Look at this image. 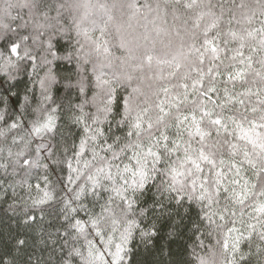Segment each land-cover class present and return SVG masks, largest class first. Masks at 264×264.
I'll return each mask as SVG.
<instances>
[{
  "label": "snow or ice",
  "instance_id": "6c2138e0",
  "mask_svg": "<svg viewBox=\"0 0 264 264\" xmlns=\"http://www.w3.org/2000/svg\"><path fill=\"white\" fill-rule=\"evenodd\" d=\"M141 12L161 25L137 33L130 21ZM173 29L182 47L191 41L184 72L182 54L157 50ZM153 64L172 70L149 76ZM9 136L23 145L15 163L26 174L45 171L33 207L60 205L58 264H130L137 235L147 247L160 219L194 209L186 264H264V0H0V137ZM61 166L66 182H53Z\"/></svg>",
  "mask_w": 264,
  "mask_h": 264
},
{
  "label": "trees",
  "instance_id": "16d2710c",
  "mask_svg": "<svg viewBox=\"0 0 264 264\" xmlns=\"http://www.w3.org/2000/svg\"><path fill=\"white\" fill-rule=\"evenodd\" d=\"M79 2H90L92 4L106 3L112 4L113 2H123V0H79ZM149 3L153 7L158 0H138V3ZM253 2V0H249ZM54 15V13H53ZM114 15L119 17L118 12ZM124 20L128 19L127 14L123 17ZM155 20L157 26L161 25V21L157 20L154 13L141 12L137 17L133 18L130 22L137 33L144 32V26L147 25L149 29L153 27L150 21ZM167 24L172 25L173 21L171 16L166 17ZM258 26V25H256ZM162 43H157V50L161 56L171 60L173 56L178 58L183 55V67L181 72L188 70V65L195 59L194 55L189 54L188 45L190 40L185 37L182 42L176 38L175 30L171 31V35H161L159 38ZM225 64L229 61L225 59ZM207 67V62H205ZM259 68V65H255ZM172 69L167 64L156 65L153 64L151 70H146L147 75H163L167 76L168 72ZM195 76V73H192ZM26 81V77H22ZM226 77H219L218 80H224ZM176 83V80L172 81ZM155 83H162V81H155ZM218 86H222L219 85ZM21 88L24 84L21 83ZM238 90H239V86ZM229 88L231 86L229 85ZM255 90V89H253ZM211 95V94H210ZM215 98V96H213ZM66 119V117H65ZM81 131L77 127L72 128L71 139L76 140L78 143ZM71 142V141H70ZM23 148L22 144H12L11 137L7 139L0 137V165H7L6 168L0 167V256L4 257L6 264H58L61 255L60 245L63 243L62 235L64 232L65 221L63 215L60 213L59 204H47L42 206L32 205V200L36 198L37 191L35 185L40 183L43 186L42 177L45 174L44 169L36 168L25 173V171L15 163L17 157L16 153ZM11 150L12 155L9 156L8 152ZM227 165V159H226ZM61 171L60 167L51 169L48 172L50 180L55 182L57 178L65 180L67 177L66 166ZM250 176L251 174L248 173ZM247 178V176L245 177ZM28 184L33 185L32 190L28 188ZM152 193L148 194V201L151 203ZM99 211V208L95 209ZM197 209L185 214L181 210V216L177 217L175 214L171 219L164 217L158 221L159 236L153 244L147 247L141 243L139 236L133 241L131 261L130 264H186L188 261H194L192 256L193 248L197 244V236L199 233L194 234L192 224L197 221ZM29 215H34L35 220H28ZM84 216L83 213L80 214ZM182 218V219H181ZM27 221V222H26ZM173 221H179L177 228L178 235L173 239L168 238ZM107 227V226H106ZM216 235L212 237H203L206 248H196V252L205 254L207 248L215 245ZM98 248H102L99 237L94 235L89 236ZM18 240H24L23 245H18ZM77 247L87 248L86 241L81 238ZM244 250L247 251V244L243 245ZM85 256L87 252L85 251ZM222 260L223 257H218ZM77 264H81L77 260Z\"/></svg>",
  "mask_w": 264,
  "mask_h": 264
}]
</instances>
